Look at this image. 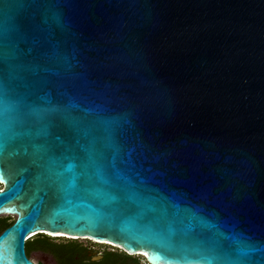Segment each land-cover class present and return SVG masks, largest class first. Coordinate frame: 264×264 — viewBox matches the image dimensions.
I'll return each instance as SVG.
<instances>
[{
    "label": "water",
    "instance_id": "water-1",
    "mask_svg": "<svg viewBox=\"0 0 264 264\" xmlns=\"http://www.w3.org/2000/svg\"><path fill=\"white\" fill-rule=\"evenodd\" d=\"M0 184V264H264V0H0Z\"/></svg>",
    "mask_w": 264,
    "mask_h": 264
},
{
    "label": "flooded vegetation",
    "instance_id": "flooded-vegetation-1",
    "mask_svg": "<svg viewBox=\"0 0 264 264\" xmlns=\"http://www.w3.org/2000/svg\"><path fill=\"white\" fill-rule=\"evenodd\" d=\"M2 184H0V190ZM9 225L0 228V232L13 222L7 217H0ZM25 254L34 264H150L139 254L93 243H78L64 238L45 237L43 241H34L28 249L25 243Z\"/></svg>",
    "mask_w": 264,
    "mask_h": 264
},
{
    "label": "trees",
    "instance_id": "trees-1",
    "mask_svg": "<svg viewBox=\"0 0 264 264\" xmlns=\"http://www.w3.org/2000/svg\"><path fill=\"white\" fill-rule=\"evenodd\" d=\"M6 225H9V222H6L5 219L0 218V228H1V227H4V226H6ZM45 237H47V236H44V235H37V236L33 237L32 239H30V240H28V241L26 242V247L29 249V248L31 247V245L33 244L34 241H39V242H41V241L44 240Z\"/></svg>",
    "mask_w": 264,
    "mask_h": 264
},
{
    "label": "rangeland",
    "instance_id": "rangeland-1",
    "mask_svg": "<svg viewBox=\"0 0 264 264\" xmlns=\"http://www.w3.org/2000/svg\"><path fill=\"white\" fill-rule=\"evenodd\" d=\"M7 218H9V217H7ZM9 219L12 220V218H9ZM75 241H77L78 243H82V244L87 243V240H82V239H78V240H75Z\"/></svg>",
    "mask_w": 264,
    "mask_h": 264
}]
</instances>
